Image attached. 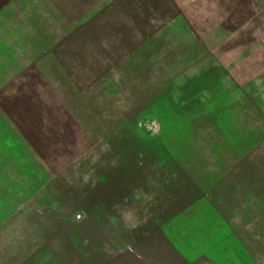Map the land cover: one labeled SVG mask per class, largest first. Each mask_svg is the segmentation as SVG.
Here are the masks:
<instances>
[{
	"label": "rangeland",
	"instance_id": "1",
	"mask_svg": "<svg viewBox=\"0 0 264 264\" xmlns=\"http://www.w3.org/2000/svg\"><path fill=\"white\" fill-rule=\"evenodd\" d=\"M0 264H264V0H0Z\"/></svg>",
	"mask_w": 264,
	"mask_h": 264
},
{
	"label": "crops",
	"instance_id": "2",
	"mask_svg": "<svg viewBox=\"0 0 264 264\" xmlns=\"http://www.w3.org/2000/svg\"><path fill=\"white\" fill-rule=\"evenodd\" d=\"M176 4L181 9L179 3ZM196 36V35H193ZM104 39V36L101 37ZM211 62H215V57L213 56ZM187 69V68H186ZM185 70V69H184ZM189 68L186 70L188 71ZM183 72L182 75L184 80L181 83H177L175 80L168 81L163 87L160 88L158 92H155L151 98L149 99L150 106L148 107L150 114H155L157 116L164 113L168 110L169 107H178L186 111V107L189 104L193 103V101L200 102L201 100V92H183L180 93L179 90L183 89L188 81L191 79V76L187 72ZM186 113L184 112V115Z\"/></svg>",
	"mask_w": 264,
	"mask_h": 264
}]
</instances>
